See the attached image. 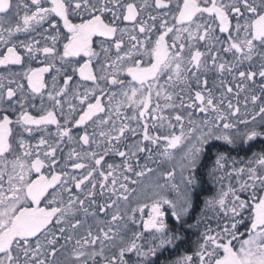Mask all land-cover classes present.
I'll return each instance as SVG.
<instances>
[{
  "label": "snow or ice",
  "instance_id": "obj_1",
  "mask_svg": "<svg viewBox=\"0 0 264 264\" xmlns=\"http://www.w3.org/2000/svg\"><path fill=\"white\" fill-rule=\"evenodd\" d=\"M0 264H264V0H0Z\"/></svg>",
  "mask_w": 264,
  "mask_h": 264
}]
</instances>
